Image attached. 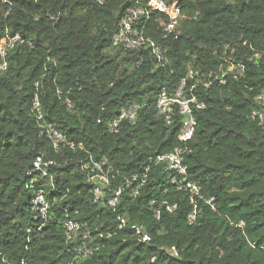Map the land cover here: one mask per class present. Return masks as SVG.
Returning a JSON list of instances; mask_svg holds the SVG:
<instances>
[{
  "label": "trees",
  "instance_id": "trees-1",
  "mask_svg": "<svg viewBox=\"0 0 264 264\" xmlns=\"http://www.w3.org/2000/svg\"><path fill=\"white\" fill-rule=\"evenodd\" d=\"M166 1L189 20L167 39L161 16L150 21L162 66L150 51L113 46L130 0H0V46L7 34L21 36L0 71V264H264V125L251 118L264 106L256 101L264 90V0ZM228 60L245 72L224 74L225 85L209 81ZM184 79L187 95L195 86L205 105L185 160L197 195L154 163L181 144L179 116L167 125L157 102ZM36 97L66 139L59 150L33 113ZM134 103L142 106L136 123L124 120L112 133L109 124ZM39 157L51 163L52 183L33 172ZM91 161L110 173L101 202L88 182ZM149 166L134 196L137 183L126 182ZM39 189L47 219L33 211ZM68 221L85 237L68 241ZM82 246L92 254L79 256Z\"/></svg>",
  "mask_w": 264,
  "mask_h": 264
},
{
  "label": "built area",
  "instance_id": "built-area-1",
  "mask_svg": "<svg viewBox=\"0 0 264 264\" xmlns=\"http://www.w3.org/2000/svg\"><path fill=\"white\" fill-rule=\"evenodd\" d=\"M94 2L97 5L104 6L111 2V0H94ZM156 14L161 16V18L157 20V23L164 34V39L178 33L181 20L184 18L183 12L178 6L169 5L166 0H130L125 12L117 22L116 32L112 35L113 46L120 47L125 51L145 49L154 55L160 65H166L162 46L152 41L146 33L150 21ZM6 38V42L0 46V71H6L8 55L15 49L16 45L21 40L20 35L11 36L7 34ZM236 71L238 75H242L245 72V68L242 65L236 66L228 60L221 66L220 71L217 74H211L208 80L212 81L214 79L217 82L219 81L222 85H225L226 80L224 79V74H236ZM193 75L194 72L191 66H189V77H193ZM202 85L204 87H209L211 82H205ZM187 86V80L184 79L174 93H168L164 90L160 94L157 102V116L163 118L167 125H171L176 120V115L179 116V140L181 144L170 152L156 156L154 163L155 165L164 166V170L172 174L171 182L178 185L179 190H189L191 193L197 195L196 186L188 183L185 160L187 155L191 152L188 143L193 139L196 133V113L197 111L205 109V105L193 94L195 86L190 88V95H187ZM256 101L264 105V90L258 94ZM141 108L142 106L139 103H134L129 107L122 108L119 115L109 124L110 131L112 133H118L124 120H127L131 124H135ZM33 113L38 122H40L41 127L46 131L48 137L53 141L54 148L59 150V145L61 143L64 144L66 139L62 133L56 130L51 124H47L44 120L42 106L38 97H36L33 102ZM251 118L263 126L264 106L260 111H253ZM50 164L49 162H45L43 157H39L34 162L33 172L39 175L41 174L43 178H49L52 183L53 178L47 171ZM106 166V163L91 161V164L87 167L88 182L94 186V198L97 202H101L104 199V189L109 188L111 184L110 173L105 170ZM150 171L151 167L149 166L141 175H132V177L127 180V186H132L137 183L133 190L134 196H137L143 186L148 182ZM178 178L181 179L180 182H178ZM29 187L35 189V181H31ZM122 191V189L116 190L115 197L108 201L111 207H116ZM33 211L43 219H47L49 216V203L45 199L43 189L37 191L33 201ZM190 218L194 220L195 214L191 215ZM122 222L123 225H125V221L123 220ZM64 227L67 240L70 242L83 236L85 237V233L82 232V225L78 222L68 221ZM138 234L141 235L139 231ZM148 240L149 237L145 235L142 241L146 243ZM78 250L79 256L87 257L92 254V251L86 246L79 247Z\"/></svg>",
  "mask_w": 264,
  "mask_h": 264
},
{
  "label": "rangeland",
  "instance_id": "rangeland-1",
  "mask_svg": "<svg viewBox=\"0 0 264 264\" xmlns=\"http://www.w3.org/2000/svg\"><path fill=\"white\" fill-rule=\"evenodd\" d=\"M188 20H189V17L186 16V17L183 19L182 23L180 24V27H181L182 24L188 22ZM174 255H176V253H174Z\"/></svg>",
  "mask_w": 264,
  "mask_h": 264
}]
</instances>
